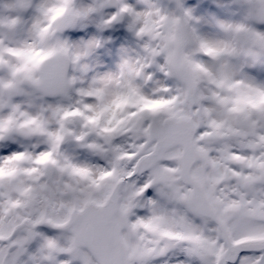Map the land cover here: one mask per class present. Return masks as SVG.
<instances>
[{
	"label": "snow or ice",
	"instance_id": "6c2138e0",
	"mask_svg": "<svg viewBox=\"0 0 264 264\" xmlns=\"http://www.w3.org/2000/svg\"><path fill=\"white\" fill-rule=\"evenodd\" d=\"M0 264H264V0H0Z\"/></svg>",
	"mask_w": 264,
	"mask_h": 264
},
{
	"label": "rangeland",
	"instance_id": "374dc122",
	"mask_svg": "<svg viewBox=\"0 0 264 264\" xmlns=\"http://www.w3.org/2000/svg\"><path fill=\"white\" fill-rule=\"evenodd\" d=\"M189 2H191V0H189Z\"/></svg>",
	"mask_w": 264,
	"mask_h": 264
}]
</instances>
